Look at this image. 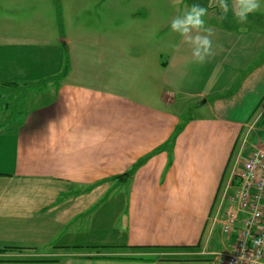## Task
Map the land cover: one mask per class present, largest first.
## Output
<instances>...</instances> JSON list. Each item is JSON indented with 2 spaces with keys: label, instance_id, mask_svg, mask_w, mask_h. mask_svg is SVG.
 I'll return each instance as SVG.
<instances>
[{
  "label": "crops",
  "instance_id": "crops-1",
  "mask_svg": "<svg viewBox=\"0 0 264 264\" xmlns=\"http://www.w3.org/2000/svg\"><path fill=\"white\" fill-rule=\"evenodd\" d=\"M253 13L245 27L213 23L220 47L203 64L181 40L162 60L106 53L105 77L74 74L70 53L66 74H1L22 107L0 100V264H223L244 218L224 234L233 157L264 138V22L251 25ZM12 35L1 51L32 60L38 50ZM227 67L241 85L222 97ZM204 106L187 120L177 110ZM41 258L57 260L29 261Z\"/></svg>",
  "mask_w": 264,
  "mask_h": 264
},
{
  "label": "rangeland",
  "instance_id": "rangeland-1",
  "mask_svg": "<svg viewBox=\"0 0 264 264\" xmlns=\"http://www.w3.org/2000/svg\"><path fill=\"white\" fill-rule=\"evenodd\" d=\"M185 6L190 7L191 5L182 0L178 10L172 0H0V45L6 44L9 39L8 35L15 34L11 38L14 37L23 44L32 45L33 51L38 50V53L34 54L35 56L30 60L23 54H18L16 48L10 47L6 52L0 49V75L16 71H26L27 74H39V76L53 75L61 71L69 73L72 69L69 63L72 55L75 60L71 64L76 65L74 74L95 76L104 73V77L106 53L108 57L112 56V59L130 58V55H136L137 58L136 49H142L143 51H138L139 54L145 55L149 60L155 57L158 60L169 58L168 53H171L172 48L182 40L178 33L171 30V20L182 13ZM212 9L220 11L218 7ZM261 12H264L262 3L261 9L253 13L251 25L259 26L264 22ZM59 14L61 21L58 19ZM255 18L258 19L257 24L254 23ZM205 20L212 28L214 22L221 21L245 27V24L238 23L234 17L229 15L225 19H220L217 12L214 13L210 9ZM69 38H71V44L67 42ZM213 39H217V35H214ZM96 48L105 50L103 52L94 51ZM64 56L67 57L65 66ZM87 60L88 64H85ZM15 64L19 65L13 68ZM201 71L204 72V69ZM229 71L231 69L227 67L225 80L230 81L225 90L219 92L222 97H227L241 85V77H237L236 73L233 77ZM202 75L211 74H207L205 69ZM208 79L210 83L212 78ZM24 89L25 87L18 88L16 92H23ZM190 101L196 102L195 106L199 102L189 100L187 103L189 104ZM208 101L212 102L213 99L209 98ZM19 104L21 105L19 98L12 99L8 103L12 111H16L15 107ZM177 110L185 111L181 117L187 120L194 114H204L208 107L204 106L203 109L177 107ZM263 123L261 125H264ZM261 142L262 140L255 144ZM243 146L245 147V144ZM246 155L240 152L237 158L233 157L235 171L241 169Z\"/></svg>",
  "mask_w": 264,
  "mask_h": 264
},
{
  "label": "built area",
  "instance_id": "built-area-1",
  "mask_svg": "<svg viewBox=\"0 0 264 264\" xmlns=\"http://www.w3.org/2000/svg\"><path fill=\"white\" fill-rule=\"evenodd\" d=\"M230 185L235 191L228 197L224 234L232 235L240 214L244 218L232 251L221 255L223 264H264V139L248 152Z\"/></svg>",
  "mask_w": 264,
  "mask_h": 264
},
{
  "label": "clouds",
  "instance_id": "clouds-1",
  "mask_svg": "<svg viewBox=\"0 0 264 264\" xmlns=\"http://www.w3.org/2000/svg\"><path fill=\"white\" fill-rule=\"evenodd\" d=\"M173 5L179 10L182 0H172ZM218 7L220 9V19H224L229 11L233 13L234 18L240 24L248 22L251 13L259 11L261 0H208L207 7L200 4L185 6L182 13L176 15L171 20V30L182 37V42L191 48L192 60L195 63L203 64L210 57L217 54V48L214 47L213 37L215 30L208 26L205 17L209 9Z\"/></svg>",
  "mask_w": 264,
  "mask_h": 264
},
{
  "label": "trees",
  "instance_id": "trees-1",
  "mask_svg": "<svg viewBox=\"0 0 264 264\" xmlns=\"http://www.w3.org/2000/svg\"><path fill=\"white\" fill-rule=\"evenodd\" d=\"M189 5H192V4H200V5H202V6H205V7H207V5H208V0H185ZM211 9V8H210ZM58 19L61 21V16H60V14H59V16H58ZM68 72V71H67ZM63 74H66V72H63ZM16 82H12L11 84H7V83H5V82H1V84H0V100H6V102L4 103L3 102V106L2 107H6L5 105H7V106H9L8 105V103H9V101H8V99H7V97L10 95L11 97L13 96V90H11L10 88H7L8 87V85H12V84H15ZM20 83H17V85H19ZM36 85H38V84H34V83H32L31 84V86H28V87H25V85H24V87H25V89H24V91L25 90H28L29 89V87H35ZM24 87H21V86H19V88H21V89H23ZM3 96H5L6 98H4V99H2V97ZM2 103V102H1ZM21 105H22V103H21ZM20 104L19 105H16V107H15V109H17V110H20V108L22 107ZM178 130H179V128H178ZM9 247H11V246H8V248ZM14 260V259H13ZM55 260H57V259H53V258H41V259H32V260H29V261H38V262H40V261H55Z\"/></svg>",
  "mask_w": 264,
  "mask_h": 264
}]
</instances>
